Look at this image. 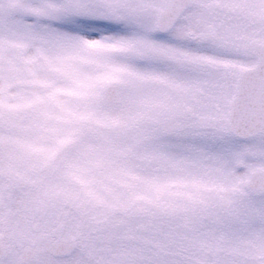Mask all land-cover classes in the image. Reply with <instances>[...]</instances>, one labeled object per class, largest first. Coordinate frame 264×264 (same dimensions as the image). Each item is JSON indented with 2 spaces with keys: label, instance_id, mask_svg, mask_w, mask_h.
I'll use <instances>...</instances> for the list:
<instances>
[{
  "label": "snow or ice",
  "instance_id": "1",
  "mask_svg": "<svg viewBox=\"0 0 264 264\" xmlns=\"http://www.w3.org/2000/svg\"><path fill=\"white\" fill-rule=\"evenodd\" d=\"M0 264H264V0H0Z\"/></svg>",
  "mask_w": 264,
  "mask_h": 264
}]
</instances>
